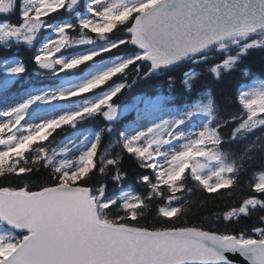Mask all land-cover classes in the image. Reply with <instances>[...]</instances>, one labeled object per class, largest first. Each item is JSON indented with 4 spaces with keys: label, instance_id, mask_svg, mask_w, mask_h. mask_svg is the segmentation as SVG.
Here are the masks:
<instances>
[{
    "label": "snow or ice",
    "instance_id": "6c2138e0",
    "mask_svg": "<svg viewBox=\"0 0 264 264\" xmlns=\"http://www.w3.org/2000/svg\"><path fill=\"white\" fill-rule=\"evenodd\" d=\"M13 49L0 264H264V0H0Z\"/></svg>",
    "mask_w": 264,
    "mask_h": 264
},
{
    "label": "trees",
    "instance_id": "16d2710c",
    "mask_svg": "<svg viewBox=\"0 0 264 264\" xmlns=\"http://www.w3.org/2000/svg\"><path fill=\"white\" fill-rule=\"evenodd\" d=\"M11 19L13 20V22L16 21L17 17L16 16H12ZM17 50L13 49L12 53H5L2 50H0V57H5V56H9L12 54H16ZM18 55L21 59H23L25 61V63L28 64V68L29 71L32 70L33 65L31 62L28 61V56L29 53L27 51H25L24 49H20L18 52ZM264 57V53H255L253 54V56L251 57V64L253 66L254 71L259 72V68H260V60L261 58ZM207 65H202L196 68L197 71H201L203 69H206ZM176 77H177V90H179V77L181 75V71L177 70L175 73ZM159 83V82H157ZM210 86V87H215V85H213L212 83V78L210 76L205 75V77L200 81V83L197 85V90H199L200 87L202 86ZM164 91H167V86H164ZM232 92L235 91V81H233V88L231 89ZM156 93V89L153 87L152 84H145V83H140L137 86H134L132 89L127 90L124 92L123 95H121L117 101V103L120 104H129L133 101V98L136 96H140V95H155ZM195 95V93H193V96ZM230 111H236V106L233 104L230 106L229 108ZM127 120H131V117H127ZM95 123H99L98 121ZM71 133V130H69L67 133H62V134H69ZM61 134V135H62ZM259 135V133H257ZM57 139H59V137H57ZM124 168L125 170H127L129 172V180L126 182L127 184H131L133 183L132 177L134 176L135 173V165L133 164L132 161L125 159L124 161ZM258 167V166H257ZM252 178V173L250 171V173L248 174V176L245 179H251ZM133 187L136 188L137 191H143L142 188L138 187L137 185L133 184ZM241 195V193H237V198ZM232 203L231 200H229L227 197H217V199L213 202L209 203V209L208 211H212V212H216V211H222L224 210L228 205H230ZM208 211H206L204 213V215L208 214ZM255 219V218H254ZM149 223L151 222V218L148 221ZM254 222V220H253ZM142 223H145V221H142ZM188 223L189 224H201V223H207L206 221H204L202 219L201 216H190L188 219Z\"/></svg>",
    "mask_w": 264,
    "mask_h": 264
},
{
    "label": "rangeland",
    "instance_id": "374dc122",
    "mask_svg": "<svg viewBox=\"0 0 264 264\" xmlns=\"http://www.w3.org/2000/svg\"><path fill=\"white\" fill-rule=\"evenodd\" d=\"M30 72H31V71H30ZM13 90L15 91V88H14ZM134 116H135V113L133 112V113L128 114L127 117H131V119H133ZM127 117H126V118H127ZM82 127H87V126H82ZM70 134H71V133H70ZM70 134H67V135H70Z\"/></svg>",
    "mask_w": 264,
    "mask_h": 264
}]
</instances>
